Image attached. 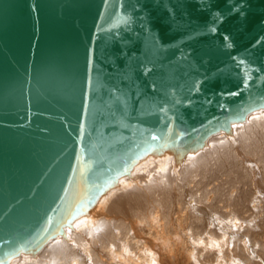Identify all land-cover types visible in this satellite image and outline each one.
<instances>
[{
	"label": "water",
	"instance_id": "95a60500",
	"mask_svg": "<svg viewBox=\"0 0 264 264\" xmlns=\"http://www.w3.org/2000/svg\"><path fill=\"white\" fill-rule=\"evenodd\" d=\"M261 109L264 0H0V264Z\"/></svg>",
	"mask_w": 264,
	"mask_h": 264
},
{
	"label": "bare ground",
	"instance_id": "6f19581e",
	"mask_svg": "<svg viewBox=\"0 0 264 264\" xmlns=\"http://www.w3.org/2000/svg\"><path fill=\"white\" fill-rule=\"evenodd\" d=\"M152 171L158 179L166 177L165 186H159L161 180L148 184ZM155 193L162 196L156 204L161 210L149 221L146 201ZM131 210L140 215L125 217ZM65 233L9 264H208L202 261L210 253L207 247L216 244L232 246L233 264L248 263L250 252L259 257L257 247L264 249V109L234 123L230 134L211 136L178 163L170 150L145 156Z\"/></svg>",
	"mask_w": 264,
	"mask_h": 264
},
{
	"label": "rangeland",
	"instance_id": "374dc122",
	"mask_svg": "<svg viewBox=\"0 0 264 264\" xmlns=\"http://www.w3.org/2000/svg\"><path fill=\"white\" fill-rule=\"evenodd\" d=\"M159 168V170H164V168H160V167H158ZM161 173H163V172H160V174ZM152 176H150L149 178H147V182L149 181L150 183H153V182H156V183H160L161 181V183L159 184V186L160 185H163V186H165L166 185V177L165 178H160L159 177V179L157 178L158 176H159V174L158 173H155L154 171H152ZM156 175V176H155ZM151 178V179H150ZM153 178V179H152ZM154 179H155V181H154ZM157 179V180H156ZM163 179V180H162ZM159 180V181H158ZM161 180V181H160ZM146 181V180H145ZM145 181H143V183H145ZM149 182H148V184H149ZM165 183V184H164ZM141 186V185H140ZM163 186H161V187H163ZM138 187H139V185H138ZM155 194H157V195H154V197H148V199H147V201L146 202H150L149 204H148V213H147V215H146V217H148L147 219L149 220L150 218H151V216H149V215H151V214H153L154 212H157V211H160L161 209L159 208V206L158 205H156L157 203H158V199H160L162 196H160L159 195V193H155ZM158 198H157V197ZM155 197H156V199H155ZM160 197V198H159ZM155 200V201H154ZM153 204V205H152ZM154 204L156 205V206H154ZM149 205H150V207H149ZM152 205V206H151ZM152 207H153V210L151 211L150 209H152ZM157 209H156V208ZM128 209V208H127ZM127 209H125V210H127ZM155 209V210H154ZM157 210V211H156ZM128 211V210H127ZM127 211H125V212H127ZM151 213H150V212ZM139 212H141L140 210H131V212L129 211L128 213H126V215H124L125 217H128V218H133V214H135V215H137V214H139L140 215V213ZM130 213V214H129ZM133 213V214H132ZM125 214V213H124ZM132 214V215H131ZM130 215V216H129ZM153 216V215H152ZM138 217V216H137ZM151 220V219H150ZM149 220V221H150ZM154 226L155 227H157V224L155 225L154 224ZM142 228H144V230H145V232H148V229H149V227H142ZM156 229V228H155ZM231 232H233V231H231ZM230 232V234H234V232L233 233H231ZM228 235V239H232V237H231V235ZM236 234V233H235ZM231 237V238H230ZM247 241H249V240H247ZM246 241V242H247ZM225 242V241H224ZM223 242V243H224ZM248 245L250 244V242H248L247 243ZM212 246V245H211ZM253 246V245H252ZM261 246V245H260ZM260 246H258L257 247V249H256V253H257V256H259V257H254V255H253V253L252 252H250L249 253V256H248V260H250L248 263H246V264H264V249H262V247H260ZM218 245L216 244V246H212L211 247V249H209L208 247H207V249L208 250H210V253L208 254V256L205 258V260H202L203 262H206V263H208V264H233V261H234V255H235V251L233 250V248H232V246L231 247H229L228 249L226 248V247H223L222 245H221V247L219 246L218 248ZM255 248V247H254ZM260 248V249H259ZM234 253V254H233ZM258 258H260L261 260H258ZM223 260V261H222ZM243 262H246V261H244V260H242ZM116 264H118V262L116 261Z\"/></svg>",
	"mask_w": 264,
	"mask_h": 264
},
{
	"label": "snow or ice",
	"instance_id": "6c2138e0",
	"mask_svg": "<svg viewBox=\"0 0 264 264\" xmlns=\"http://www.w3.org/2000/svg\"><path fill=\"white\" fill-rule=\"evenodd\" d=\"M213 30H215V29H213ZM225 39H227V37H225Z\"/></svg>",
	"mask_w": 264,
	"mask_h": 264
}]
</instances>
